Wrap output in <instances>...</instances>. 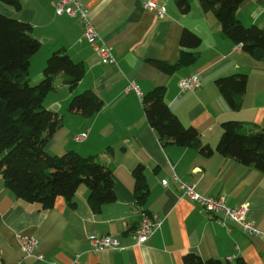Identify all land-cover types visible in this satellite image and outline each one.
Here are the masks:
<instances>
[{
	"label": "crops",
	"instance_id": "1",
	"mask_svg": "<svg viewBox=\"0 0 264 264\" xmlns=\"http://www.w3.org/2000/svg\"><path fill=\"white\" fill-rule=\"evenodd\" d=\"M19 1L16 8L0 0V11L31 23L41 42L31 59V82L40 81L49 56L58 49L86 69L74 89L60 73L55 88L45 96L44 105L61 118L46 150L54 155L70 150L96 155L113 171L117 199L95 210L88 200L90 189L82 183L74 203L58 196L52 207L43 208L18 198L0 173V264H186L188 252L205 260L220 259L222 264H264V171L217 151L205 156L192 147L163 145L143 106L147 93L166 86L171 109L200 132L203 144L216 148L225 121L243 122L248 133L264 127V61L235 50L236 43L226 37L215 13L205 11L199 0H190L188 12H182L176 0H159L166 7L163 18L143 7L149 0H80L101 40L113 49L116 61L111 64L101 62L78 16L56 14L57 0ZM236 16L246 26L264 28V0H245ZM185 28L201 37L200 46L185 49L196 54V61L173 73L154 66L153 59L168 63L180 59ZM236 73L248 75L239 109L231 108L216 85L217 78ZM189 74H199L200 86L181 93L180 82ZM132 82L142 96L128 90ZM86 90L104 102L90 117L69 111L73 96ZM80 133L87 134L82 142L75 140ZM139 165L145 168L150 188L144 204L137 199L133 173ZM174 174L205 196L247 206L248 217L260 232L248 234L236 223L224 226L210 218L183 196ZM143 212L157 215L162 224L138 244L135 230ZM104 234L118 238L122 248L93 251L91 238ZM25 235L39 239V249L32 255L21 250Z\"/></svg>",
	"mask_w": 264,
	"mask_h": 264
},
{
	"label": "trees",
	"instance_id": "2",
	"mask_svg": "<svg viewBox=\"0 0 264 264\" xmlns=\"http://www.w3.org/2000/svg\"><path fill=\"white\" fill-rule=\"evenodd\" d=\"M20 8L19 0H2ZM205 11L212 10L221 22L223 32L254 58L264 61V28L244 25L236 11L245 0H199ZM182 12L191 9L190 0H176ZM201 37L185 28L180 38L182 53L176 63L153 59L152 64L166 73L196 61V54L186 51L197 48ZM41 49L33 35L31 23L0 11V173L6 186L18 198L50 208L58 196L70 203L79 186L90 189L88 200L95 210L117 199L115 180L110 166L96 155L84 156L70 150L63 155L50 154L47 143L61 123L58 112L44 105L45 96L55 88L60 73L66 84L74 89L85 74V65L76 62L64 50L52 52L43 70V77L32 83L29 67L32 57ZM248 75L236 73L216 79V85L231 108L241 107V97L247 89ZM166 86H156L143 97L147 119L163 145L177 144L197 149L205 156L215 151L239 162L264 171V127L255 132L245 131L243 122L225 121L222 136L216 146L203 144L200 132L185 125L165 100ZM103 100L92 90L73 96L69 111L86 117L103 107ZM136 196L144 204L150 191L143 165L134 171ZM186 264H222L217 258L203 259L195 252L184 255ZM240 264H246L240 261Z\"/></svg>",
	"mask_w": 264,
	"mask_h": 264
},
{
	"label": "built area",
	"instance_id": "3",
	"mask_svg": "<svg viewBox=\"0 0 264 264\" xmlns=\"http://www.w3.org/2000/svg\"><path fill=\"white\" fill-rule=\"evenodd\" d=\"M53 5L56 14H67L73 17L78 16L82 20L85 37L100 57L102 63L111 64L116 61L112 47L101 40L98 30L89 18L88 9L80 0H57ZM143 7L149 11L155 12L156 16L159 18H163L166 14L165 5L161 4L159 0H149L143 3ZM241 49V44L235 45V50ZM200 82L199 74H189L185 76L180 82L181 93L195 90L200 86ZM128 90H134L139 96H142L139 87L134 82L129 85ZM86 137V133H80L75 137V140L82 142ZM173 179L182 189L183 196H187L199 204L209 214L210 218L217 220L224 226H228L230 222L236 223L248 234H258L260 232L255 223L248 217L249 208L247 206H231L222 197L205 196L198 192L194 185L183 182L177 174L173 175ZM162 183L164 186H167L168 180L165 179ZM161 224L162 221L157 215L143 212L142 221L135 230L137 243H145ZM39 243L38 238L25 235L21 238V250L26 255H32L39 249ZM91 243L93 251L95 252L122 248L120 240L109 234L93 236L91 238ZM38 258L43 259V256L38 255Z\"/></svg>",
	"mask_w": 264,
	"mask_h": 264
}]
</instances>
